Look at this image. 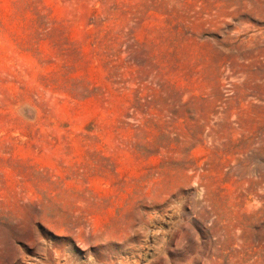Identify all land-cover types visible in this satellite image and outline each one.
I'll return each mask as SVG.
<instances>
[{
	"label": "rangeland",
	"instance_id": "obj_1",
	"mask_svg": "<svg viewBox=\"0 0 264 264\" xmlns=\"http://www.w3.org/2000/svg\"><path fill=\"white\" fill-rule=\"evenodd\" d=\"M0 264H264V0H0Z\"/></svg>",
	"mask_w": 264,
	"mask_h": 264
}]
</instances>
